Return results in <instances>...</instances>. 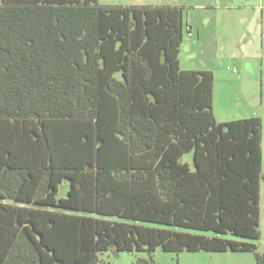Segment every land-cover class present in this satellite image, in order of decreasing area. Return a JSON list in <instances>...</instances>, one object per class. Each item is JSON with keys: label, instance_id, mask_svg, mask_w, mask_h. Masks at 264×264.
<instances>
[{"label": "trees", "instance_id": "1", "mask_svg": "<svg viewBox=\"0 0 264 264\" xmlns=\"http://www.w3.org/2000/svg\"><path fill=\"white\" fill-rule=\"evenodd\" d=\"M188 12L0 2V264H152L159 248L264 264L262 120L218 122L213 74L180 68Z\"/></svg>", "mask_w": 264, "mask_h": 264}, {"label": "crops", "instance_id": "2", "mask_svg": "<svg viewBox=\"0 0 264 264\" xmlns=\"http://www.w3.org/2000/svg\"><path fill=\"white\" fill-rule=\"evenodd\" d=\"M174 5H192L194 8H201L206 11L200 23L194 20L193 15L190 18V12H188L185 19L191 36L186 34V39L181 46L185 43L199 46L203 42L205 44L211 43L210 45L212 46V44L218 42L222 47L223 43L228 44L231 42V34H224L219 27L220 24L217 22V11H223V17L238 18V26L234 29V32L239 40L242 39V35L238 34L237 29L240 27V22L245 20V29H243V33H246V36H250L249 42L248 44H241V48L239 49L241 51L238 50L237 45L232 46L230 52L239 57L243 55L254 56L256 60L252 68L255 71L257 70V73H249L248 70L251 68L246 64L241 74H231L232 72L225 68L229 63L224 65L223 63H218L217 57L215 56H212L213 66L209 64L205 67H201L200 65L185 67L181 64L179 53V66L183 70H208L213 74L212 111L218 122H227L250 117H258L262 120L260 106L262 98V78L264 76V60L260 58L259 52L262 53L261 50L264 45V0H225V2L224 0H200V2L188 0L186 3H176ZM194 33L197 39L195 42L192 40ZM201 39L203 42H201ZM208 40L211 41L208 42ZM207 44L206 46L209 45ZM207 49L209 50V48ZM242 59L243 58L239 60ZM238 66H240V63ZM236 69H238V67H236ZM239 95L242 97L240 98Z\"/></svg>", "mask_w": 264, "mask_h": 264}, {"label": "rangeland", "instance_id": "3", "mask_svg": "<svg viewBox=\"0 0 264 264\" xmlns=\"http://www.w3.org/2000/svg\"><path fill=\"white\" fill-rule=\"evenodd\" d=\"M188 0H96L98 4L101 5H129V4H140V3H151V4H171L174 5L176 3H186ZM199 1L200 0H196ZM0 2H4V0H0ZM225 2V0H224ZM186 6L189 9V17L194 16V20L197 23L201 22L202 16L206 13L201 8H194V6ZM193 8V9H192ZM218 19L217 22L220 24L219 27L224 34H231V42L228 44H222L221 47L218 42L210 45L211 43L203 42L201 39V45L194 46V44L188 43L183 44L180 50V58L181 64L185 67H189L191 65H200L201 67H205L209 64L213 66L212 56L217 57L218 63H229L225 66L226 70L227 66L232 68L238 67V72L231 74H241L243 72V68H245L246 64L251 68L248 70L249 73L255 74V71L252 68V65L255 64L256 58L250 55H243L242 57L237 56L230 52V48L234 45L238 46V50L241 48V44H245L249 42L250 36H246V33H243V29H245V20L240 22V27H238V34L242 35V39H238L235 35V28L238 26V18H226L223 17V11H217ZM189 18V19H190ZM186 22V19L184 20ZM249 34V32H248ZM193 41L195 42L196 36L193 34ZM184 39H186V34L184 35ZM211 40H208V42ZM220 41V40H219ZM200 44V43H199ZM209 48V50L207 48ZM241 51V50H239ZM262 53L259 52L260 58L264 60V45L262 47ZM243 58L242 60H239ZM249 59V60H248ZM240 63V66L238 64ZM252 63V64H250ZM264 63V61H263ZM236 66V67H235ZM240 67V68H239ZM264 74V71H263ZM263 83L261 88V110L260 115L262 116V179L260 181V198H259V232L260 238L255 240L253 243L256 245L257 250L260 253H264V76ZM241 98L242 96L239 95ZM182 162H187L190 166L192 165V153H186L181 158ZM108 256V260L111 264H132V257L127 252H115L110 251L106 254ZM153 263L152 264H255L254 255L250 251H242V252H233V251H222V252H209V251H196V252H188L182 251L178 254L171 252H164L162 249H157L153 255Z\"/></svg>", "mask_w": 264, "mask_h": 264}, {"label": "built area", "instance_id": "4", "mask_svg": "<svg viewBox=\"0 0 264 264\" xmlns=\"http://www.w3.org/2000/svg\"><path fill=\"white\" fill-rule=\"evenodd\" d=\"M188 36H191V33H188ZM228 70H231L233 73H237V69L236 68H232L230 66H227Z\"/></svg>", "mask_w": 264, "mask_h": 264}]
</instances>
